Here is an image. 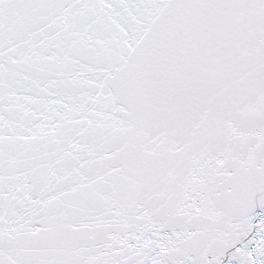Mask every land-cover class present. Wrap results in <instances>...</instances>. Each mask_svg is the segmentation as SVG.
<instances>
[{"label": "snow or ice", "instance_id": "obj_1", "mask_svg": "<svg viewBox=\"0 0 264 264\" xmlns=\"http://www.w3.org/2000/svg\"><path fill=\"white\" fill-rule=\"evenodd\" d=\"M0 264H264V0H0Z\"/></svg>", "mask_w": 264, "mask_h": 264}]
</instances>
